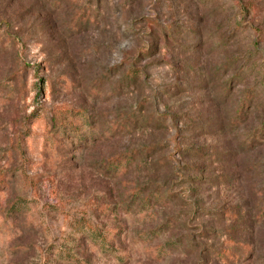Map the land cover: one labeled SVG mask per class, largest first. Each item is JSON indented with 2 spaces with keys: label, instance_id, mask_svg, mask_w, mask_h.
Returning <instances> with one entry per match:
<instances>
[{
  "label": "rangeland",
  "instance_id": "374dc122",
  "mask_svg": "<svg viewBox=\"0 0 264 264\" xmlns=\"http://www.w3.org/2000/svg\"><path fill=\"white\" fill-rule=\"evenodd\" d=\"M0 264H264V0H0Z\"/></svg>",
  "mask_w": 264,
  "mask_h": 264
},
{
  "label": "trees",
  "instance_id": "16d2710c",
  "mask_svg": "<svg viewBox=\"0 0 264 264\" xmlns=\"http://www.w3.org/2000/svg\"><path fill=\"white\" fill-rule=\"evenodd\" d=\"M131 74H132V73H131ZM132 76H133V77H135L136 75H135V74H133ZM114 131H115V128L113 129V132H114Z\"/></svg>",
  "mask_w": 264,
  "mask_h": 264
}]
</instances>
